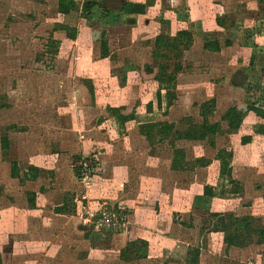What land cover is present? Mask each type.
I'll use <instances>...</instances> for the list:
<instances>
[{
    "label": "rangeland",
    "instance_id": "1",
    "mask_svg": "<svg viewBox=\"0 0 264 264\" xmlns=\"http://www.w3.org/2000/svg\"><path fill=\"white\" fill-rule=\"evenodd\" d=\"M85 1L74 0V8L69 13L63 14L58 11V4L66 0H0V245L1 233L5 234V240L18 241L21 244L26 241L41 242L42 238H49L48 234H39L37 222L27 219L28 223L22 227V220L18 221V230H6V226H3L1 232V189L6 186L8 193L13 190L20 191L13 188V182L6 174L5 164L13 160L18 161L21 169L28 168L30 162L39 164L38 172L47 179L52 177L46 182L49 186L60 190L71 189L72 192H77L79 200L86 201L81 204V208L93 210L89 207L97 203L94 210L98 213L103 209L121 206L127 221L126 227L121 231L129 227L132 219L136 222V218L131 217L130 208L124 200L126 197L136 200L135 198L141 193L140 180L132 169L134 167L131 166V171L126 177L121 173L118 175L110 172L109 168L112 167V158L116 154H118L116 159L122 161L120 166L123 169L130 165L125 163V154L121 155L111 150L112 146L143 141L137 132L126 137L118 136L121 131L117 119L110 114L105 104L118 105L122 112H126L127 109L124 108L129 105V101L138 96L133 107V114L137 118L136 109L143 111L144 101L159 88L157 77L174 75L175 85L170 87L171 92L175 94L174 106L169 118L175 122V131L180 133L186 126L202 121L206 102L213 98L214 91V96H219V99L214 102L209 120H218L221 123L223 121L219 116L221 117L226 107L235 104L239 110H245L249 102L247 96L252 93L257 97L264 95V79L255 75H251L246 80V76L238 74L235 80L239 81L237 84L243 86L236 90L222 88L220 85L216 88L212 87L213 79L218 81L226 76L233 77L235 70H242L239 66L245 68L243 62L239 65L241 60L239 58L237 61L238 57H231L230 60L234 64L225 63L224 69L220 64L226 53L222 57L209 58L212 65L208 69L212 78H208L204 74L207 63L200 62L205 57L199 56L198 43L192 47V50L184 49L179 54L176 49H165L161 51L162 56H153V46H150L153 43L152 35L160 30H165L166 33L169 31L160 23H142L141 16L138 17L139 22L136 25L121 26L119 24L123 20L119 12L110 13L109 24L113 25V28L107 35L109 55L102 59L97 41L102 26L98 25L99 22L96 20H89L83 15ZM151 1L155 6L151 8L149 14L158 19L165 17L166 20L171 19L172 23L167 24L171 32L179 27V23L176 24L171 17H184V4L193 2V0ZM195 1L208 18L217 15L215 19L220 20L222 24L221 30L218 31L220 38L232 34L240 41L243 38L244 46L251 47L255 46L258 35V38L262 37L258 40L264 45V19L258 20L264 17V0ZM116 2L119 5L123 0ZM209 6L212 8L210 12ZM155 17L151 20H155ZM118 21L119 24L115 25ZM57 23L75 27L76 40L69 38L64 29L56 28ZM90 23L99 28L91 30ZM184 24L181 23L182 26ZM211 24L213 23L210 22L209 27ZM133 25L135 27L131 28ZM174 64L180 66L176 72L173 68ZM130 66H135L141 71L144 67V71L150 74L149 77L145 74L147 79L153 81L148 83L146 92L138 82L129 80L130 83L126 84V80H121V68ZM246 68L248 69L249 65ZM221 74L224 77H221ZM90 77L89 82L95 87V91L91 90L88 84ZM160 113L155 111L150 115L144 114L140 119L155 121ZM261 122L251 114H244L240 122L242 124L240 130L238 127L224 126L216 137V145L212 147L202 142L192 145L189 144L190 142L179 141L172 135L166 140L155 141L156 145L150 153L162 151L163 158L167 159L172 145L176 143L183 144L189 154L191 150H195V154L189 155L192 157L191 164L196 163V159H193L196 154H201V158L205 157L209 162H214L218 169V178L216 175L213 178L216 182L215 188L221 191L222 180L234 179V177V180L241 181L244 185L243 188L238 182L243 193L227 195L223 200L218 201L229 207L223 213H234L240 217L252 216L254 219L252 223L264 229L262 202L264 125ZM133 125L136 124H128L131 132ZM251 130L254 131L253 138L250 143L244 145L240 137L243 132ZM5 135L8 139V148H1V137ZM220 149L224 150L222 159L216 157V152ZM113 154L114 156L109 158ZM87 155L95 157L97 166L92 175L93 183L82 184L75 173V161L80 156ZM144 156L145 152L140 151L137 159L142 161ZM211 157L213 158L210 160ZM67 164H70L68 167L70 166L72 175H68ZM138 170V173L149 172L143 176L144 179L147 178L143 180V184L149 186V199H151V195H156L159 191L157 178L162 175H157L156 171L147 167H139ZM166 172L168 174L167 169ZM120 179L122 180L119 182ZM170 181L173 182L174 179ZM171 182L164 181L160 185L166 190L161 204H155L157 201L147 202L144 207L140 204L141 208L146 210L144 215L138 213L142 217L139 225L146 223L148 227L141 235L145 241L137 237L136 240H132L136 244L125 249L127 256L125 258L120 256L124 261L111 257L105 264L109 262L110 264H184L181 259L182 252L186 245L194 246L195 242H198L202 248L201 264H264V241L257 243L256 233L245 237V243L241 246H227L220 237L222 232L213 224L217 217L211 214L214 211H210V200H202L204 203L193 200L189 203L187 196L189 193H186L185 184L179 191L178 187L171 185ZM112 192L114 199L111 198ZM139 198L141 199L138 197V200ZM20 210L21 208L18 212ZM56 222H59L58 218ZM156 226L164 231L155 230ZM71 229L73 233H70V229L66 231L69 235L68 243L75 244L81 240L79 248L82 247L83 234L78 230L76 222H73ZM92 229L97 230L94 227ZM102 236H97L95 240L100 243ZM124 238L119 234L111 237L112 242L108 243V240L105 248L114 255V251L119 248ZM146 238L156 242L157 239L161 240L165 242V246L170 247L158 249V246L152 243L147 246ZM142 242H146L147 247ZM78 244L77 242L73 246L77 247ZM77 249L72 250L75 252ZM144 250L145 256H139ZM38 256L35 255L33 258L38 259Z\"/></svg>",
    "mask_w": 264,
    "mask_h": 264
},
{
    "label": "crops",
    "instance_id": "2",
    "mask_svg": "<svg viewBox=\"0 0 264 264\" xmlns=\"http://www.w3.org/2000/svg\"><path fill=\"white\" fill-rule=\"evenodd\" d=\"M132 1H145V0H132ZM155 3H152L147 7L145 13L143 14H138L136 16V22L135 25L139 22L138 17L141 16L142 18V23L145 22H155V23H160L162 25H164L166 27V29H168L169 33H166L165 30L162 31H156L154 32V34L152 35L151 39L154 40V37L162 32L164 34H167L169 36H174L175 33L181 29H185L187 31H189L192 34V43L190 45L189 48L192 47L198 43V51H199V56L200 57H205V59H202L200 62L201 63H207V66L205 67V71L204 74L209 78H212L211 73L209 72L210 70L208 69V67L210 65H212L211 62H209V58H213L215 56H223L225 53V57L222 58L221 60V68H223L225 65V63H230L228 65L234 64V62H232L230 60L231 57H238L237 61L241 60V62H239V65H241V63L243 62L244 66H239L242 67L241 69H237L234 71V75L233 77L231 76H226L224 77V75L221 74V77L223 76L224 78H221L217 81V79H213L211 85L213 88L218 87V85H220L222 88L227 87V89H239V87L243 86L242 84H237L239 81L235 80V77L238 74H242L244 76H246V80L249 79V77L251 75H255L256 77L260 78V79H264V45L262 42H260L258 39L262 38L261 36L255 39V46H244V42H243V38L240 40H238V38L236 39L235 37H233V35L231 34V36H226L224 38H220L219 37V33L218 31L221 30L222 28V24L221 23H217V19H215V17L217 15H214L211 17H207V15L204 13L203 14V9L196 3L195 0H193V2L190 3H185L184 4V11H185V15L188 17L187 19H184V17H171L174 19V21L177 23H179V27L177 29H175L174 32H171V28L170 26H168V22L169 24L172 23V20H166L164 18H160L158 19L157 17H155L154 15H150L149 12L151 11V8H154ZM211 6H209V12L212 11L211 10ZM210 14V13H208ZM206 15V16H205ZM110 15L107 18L105 27H102L101 29L103 30V28L106 30V38L107 35L109 33V31H112L111 28H113V25L109 24L110 21ZM153 17H155V20H151ZM260 19H264V17H260L258 18V20ZM209 20V21H208ZM211 20V21H210ZM162 21V22H161ZM208 21V22H207ZM116 22V21H115ZM120 21H118L115 25H118ZM167 22V23H165ZM210 22L213 23L210 26ZM181 23H185L184 26L181 25ZM99 25V23H97ZM90 29H95V28H99L98 26H94L93 24L90 23ZM119 25H125L123 22H120ZM135 25L131 26L135 27ZM191 27V28H189ZM102 30H99V34ZM99 36V35H98ZM207 36V37H206ZM76 40V39H74ZM217 40L218 43L220 44V49L218 51H212V50H208L203 48L202 44L204 42H209V41H214ZM229 42V43H227ZM150 46H153L154 49V43H151ZM253 47H255L253 49ZM201 54V55H200ZM108 57V56H107ZM106 57H102V59H105ZM231 61V62H230ZM246 61V63L244 62ZM209 63V64H208ZM245 63V64H244ZM249 65V68L247 69L246 66ZM145 67V65H144ZM144 67L143 70L141 71L139 68H136L135 66H130L127 68H121V80L125 81L126 80V84L130 83L129 80H131V82H138V84H140L139 86L142 85V89H146L148 87V83H152L153 81H150L149 79H147V77L145 76V74L148 75V77L150 76V74H148V71H144ZM224 69V68H223ZM239 70H241V72H238ZM212 71V70H211ZM171 75V74H169ZM165 76V75H164ZM91 79V77L88 79V84L92 86V84L89 82ZM94 79V78H93ZM156 81V80H155ZM159 87V86H158ZM143 89V91H144ZM159 89V88H158ZM157 89V90H158ZM92 90L95 91V87H92ZM155 90L153 92V95L146 99L143 103V111H139L138 109H136V111L138 112V116L136 118V115L133 114V107L135 104V100L138 96L135 97L134 100H130L129 105L126 106L124 109L126 110V112H122L121 108L118 105H111V104H105L108 109L110 107H115L119 109V113L117 114H113L110 110V114L115 117V119H117V124H118V128L121 131V134H119L118 136H130L132 133H136L142 138L141 143H121V144H117L115 146H112L111 150H115L116 152H118L119 154L122 155L125 154L126 156V161L125 163H129L130 165L125 166V168L123 169L122 166H120V163H122L121 160H117L116 157L118 156V154L114 156L110 155L109 158H112V167L109 168L110 172L113 173H118V175H125L128 176L129 172L131 171V166L134 167L132 168L135 171V176L137 177L138 180H140L139 183V190L141 191V193L134 199H129L130 197H126V202L127 205L130 208V214L132 218H136V222H134V220L132 219L130 225L128 228H126L124 231H116V230H108V229H99L98 230H93V225L90 223V221L88 219H85V215L83 212H85L87 209L85 208H81V204H84L86 201H84V199H78V194L77 192H72L71 189L68 191V188H62L63 190L60 189H55L51 186H49L46 182L48 181V179H52V177L50 178H45L44 176H42L39 172H36V177L32 178V179H28L24 176V172H27V168H20V164L18 163L17 160H13L14 162L17 163L18 166V172H19V177H11L10 176V162H7L5 164L6 167V174L9 180H11L13 183V188L14 189H19L20 191H10L9 193L7 192L6 186H3V189H1V232L3 229V226H6L5 229L6 230H18L19 229V225H18V221L22 220V224L21 227L24 224H27V221H32V222H37V229L39 230V234L41 235H46L48 234L49 238H42L43 241H39V242H28L26 241L25 243L21 244L18 241H13V240H5L3 233H1V245H0V260H1V264H105L109 259H111V257L113 258H117L120 259L122 261H124V259H121L120 257V250L122 248L125 247V245L132 240H136L137 237H141L143 238L141 235L143 234V231L145 229H147L148 227L146 226L147 224H141V219L142 217H140V215H138V213H141L142 215H144V211H146L144 208H141L140 204L144 207L147 202H154L157 201V203L155 204H161V200L163 198V195L165 194L166 190L163 189L160 185L162 184V182H171V179H174L173 182H171V185H173L174 187H178L179 191H180V187L183 186L185 184L186 186V193H189L188 198H189V203L193 202V200H195V202H202L204 203V201L202 200H210L209 205L211 206L210 211H214V212H224V210L229 209V207H226L225 203H219L218 201L223 200L224 196L227 195H238L240 193H243V189H241V191L238 192H225L224 194H220V190H218V188H215L216 182L213 180V178L215 177L214 175L217 176L218 178V169L215 166V163L210 161L208 162L206 165H199L197 163H193L191 164V159L192 157H189V155L195 154L194 151L195 150H191L190 154L189 152L184 148L183 144H176L174 143L172 145L171 148V152L169 153V155L167 156V159L163 158L162 156V151H156V153H150V150L153 149L154 145L156 144H150L149 141L139 132V123L141 122H147L150 120H143L140 119L142 118L141 116H143L144 114L146 115H150L153 114L155 111H160L161 113L159 114V116L154 119L156 120H161V121H167V122H173L172 120H170L169 118V113L171 112L172 107L174 106V100H172V104L169 105V107L166 108V94H165V89L164 88H160V99H159V104L157 103V95H156V91ZM215 93V91H214ZM213 93V99L216 101H218L219 96H214ZM252 92L250 91V94ZM212 97V96H211ZM264 103V95L262 96H255V93H252L250 96H247V101L252 102L254 100H258ZM177 100H175L176 102ZM246 101V102H247ZM133 102V103H132ZM150 102L151 103V108L150 110H147L146 108V104ZM249 102H247L249 104ZM247 104V105H248ZM158 106V107H157ZM233 106H236L235 104H233ZM230 107V106H229ZM228 107H226L223 111L222 114L224 113V111L227 109ZM238 108V107H237ZM239 109V108H238ZM142 115H141V114ZM132 114L133 118L126 120L123 124L120 123V119H121V115H129ZM221 114V115H222ZM244 114H248V115H252L253 118L257 119V120H261L264 125V118L260 117L258 115H256L254 112L252 111H246ZM244 116V115H243ZM209 118V117H208ZM220 118V116H219ZM252 118V117H251ZM136 124L133 125L132 127V132L130 131L128 124ZM175 123V122H173ZM221 130L223 129L224 126H227L225 121H223V123H221ZM242 124L239 125L238 130H240ZM135 126V127H134ZM255 128V127H254ZM251 129V127H250ZM125 130V132L123 131ZM252 130H253V126H252ZM250 131V132H243L242 136H250L249 141H247L246 143H243L244 145L247 143H250V141L253 138L254 135V131ZM255 130V129H254ZM123 131V132H122ZM135 131V132H134ZM217 135L214 137V142L217 140ZM264 135V133H263ZM241 137H240V141H241ZM119 138V137H118ZM167 139V138H166ZM166 139H161V141L166 140ZM179 141H185V142H190L189 144L194 145L195 143L198 142H202L205 143L206 146L212 147L209 145V143L207 142V140H200V139H196V140H187V139H178ZM216 145V142H215ZM139 146H141L139 149ZM175 147H181L184 150V157L181 161L182 165H183V171L182 169H173L171 168V161H172V157H173V149ZM8 148V147H7ZM114 151V153H115ZM140 151L145 152V156L144 159L138 160L137 159V155L139 154ZM133 153H136V155H132ZM128 154V155H127ZM143 155V153H142ZM79 156V155H78ZM191 156V155H190ZM128 157V158H127ZM201 154H196L195 158H201ZM151 158L155 159V160H151ZM205 158V157H204ZM213 157L210 158V160ZM207 159V158H205ZM165 163V165H164ZM150 164H153V166H150ZM34 166L36 168H39V164L37 163H33L30 162L29 166ZM67 164V168H68V175H72V170L70 168V166L68 167ZM65 166V167H66ZM215 166V167H214ZM139 167H143V168H148L149 170H154L156 171L157 175H162L160 176V178L157 180H159V191L157 192V194H153L151 195V199H149V186L143 184V180H146L147 178L144 179V175L149 174V172L146 171H141L140 173H138V169ZM165 167V168H164ZM189 167V168H186ZM166 169L168 170V174L166 172ZM129 170V171H128ZM161 170V172H160ZM162 170H164V172L162 173ZM120 171V172H119ZM29 174L33 173V171L28 172ZM186 173H189L188 175ZM187 176V177H186ZM120 177V176H119ZM118 177V179H119ZM178 177V178H176ZM56 178V177H54ZM167 179V180H164ZM180 179V181L178 180ZM185 179V180H184ZM235 179V177H234ZM122 179L118 180L119 182ZM124 180V178H123ZM75 181H77V179H75ZM181 181L183 182V184L181 185ZM223 182L221 183V187L222 188H228L229 184L227 182V179L222 180ZM239 182V181H238ZM2 183V181H1ZM243 188L244 185L242 184V182H239ZM52 185V184H51ZM118 185V184H117ZM209 186L212 188L213 191L211 192H206L205 187ZM142 187V188H141ZM76 191H78L76 189ZM182 191V190H181ZM114 192H112V196L111 198L114 199ZM144 196V197H143ZM138 197H141V199ZM173 198V197H172ZM216 200V201H215ZM263 204H264V199H262ZM19 201H21V203H19ZM84 202V203H83ZM31 203H33V205H31ZM21 204V205H20ZM92 205V204H91ZM95 206H91L89 208H93L96 209L97 207V203H94ZM19 208H21V210L18 212ZM81 213H83V216L81 215ZM137 215V216H136ZM21 216V217H20ZM23 216L25 218H23ZM239 216V215H238ZM58 218L59 222H56ZM27 219V221H26ZM73 222H76L77 224V228L78 230L83 234L82 238H83V243L81 244L82 247L79 248L80 246V242L81 240H78L77 242L79 243L77 245V247L73 246L75 244H77V242L75 244L73 243H68L69 242V238L67 235V230L70 231V233L72 231V224ZM88 224V225H87ZM10 225V226H8ZM90 225V226H89ZM158 226H156L154 229L155 230H163L162 228H157ZM106 232V233H103ZM122 235L125 238L123 239V242H121L119 248L114 251V255H112L113 253H110V251L108 249L105 248V246H107L106 242L109 240L108 243H111V237H115ZM67 235V236H66ZM103 235V236H102ZM223 234L221 233V239L223 238L222 236ZM97 236H102L103 239L100 241V243L95 240ZM3 239V240H2ZM143 240L145 241V238H143ZM147 240V238H146ZM223 241V239H222ZM74 242V241H73ZM147 246L148 244H156L158 246V249H167L170 246H165V242L158 240L157 242L156 240H147ZM35 243V244H33ZM99 243V244H96ZM102 243V244H101ZM196 245L195 246H199L200 248V252H199V257H198V264L200 263V258H201V254H202V248L201 245L198 244V242H195ZM106 244V245H105ZM62 246H66V247H62ZM68 247V248H67ZM172 247V246H171ZM187 247L188 245H186V247L184 248L183 252H182V256L181 259L184 261L185 256H186V251H187ZM229 247H236V246H229ZM66 250H63V249ZM72 248L73 250L78 248L75 252L70 249ZM41 249V250H40ZM72 252H71V251ZM78 251V252H77ZM80 252V253H79ZM71 253H75V254H71ZM77 253H79L77 255ZM35 255H39L38 259L33 258V256ZM159 257V256H158ZM125 258V257H122ZM157 258V257H156ZM105 259V260H104ZM104 260V262H103ZM127 261V260H126ZM110 264V262H109Z\"/></svg>",
    "mask_w": 264,
    "mask_h": 264
},
{
    "label": "trees",
    "instance_id": "3",
    "mask_svg": "<svg viewBox=\"0 0 264 264\" xmlns=\"http://www.w3.org/2000/svg\"><path fill=\"white\" fill-rule=\"evenodd\" d=\"M152 3L151 0L145 1H132V0H123L119 5L116 0H86L84 2V16L89 20H96L102 27H105L108 16L111 12H119L120 17H122L123 23L125 25H132L136 22V16L138 14L145 13L147 7ZM74 8V0H66L64 3L58 4V11L67 14ZM188 17L185 15L184 19ZM162 22V21H161ZM217 22L221 23L220 20ZM167 23V22H165ZM56 28L64 29L65 33L69 38L74 39L76 37L77 29L75 27L70 26L69 24H55ZM99 44V55L100 57H107L109 55V47L106 38V30L100 32L98 37ZM154 49L152 50V55L155 57L162 56V50L171 49L177 51V54L181 53L182 50L188 49L192 43V34L185 30L181 29L175 33L174 36H169L162 32L158 33L153 40ZM229 43V42H227ZM203 48L218 51L220 49V44L217 40L204 42L202 44ZM255 47H253L254 49ZM264 57V54H263ZM173 68L176 71L180 69L178 64H174ZM238 72H241L239 70ZM157 81L159 82V89L156 91L157 95V103L159 104L160 99V88L165 89L166 94V108L172 104V100L175 96L173 92H171L172 86L175 85V76H161L157 77ZM90 89L92 90V86L90 85ZM215 100L210 98L206 102V106L203 113V118L200 123L190 124L186 126L180 133L175 131V125L173 122L167 121H147L141 122L139 124L140 133L149 141V143L155 144V141H159L161 139H166L174 135L177 139H187V140H207L210 146H214V137L216 134L221 132V124L220 121H210L209 116L212 114V109L214 106ZM147 110H150L151 103L148 102L146 104ZM109 110L113 114L119 113V109L115 107H110ZM246 111H252L256 115L264 118V103L258 100H254L249 102L247 108L245 110H239L236 106L228 107L224 113L221 115L220 120L226 121L227 126L229 128H237L243 118V115ZM133 118L132 114L129 115H121L120 123L123 124L126 120ZM250 136H242L241 142L246 143L249 141ZM8 147V139L5 136L1 137V148ZM184 157V150L181 147H175L173 149V157L171 161V168L173 169H183V165L181 163ZM216 157L222 159L224 157V150H218L216 152ZM209 161L205 158H196V163L199 165H206ZM17 163L11 161L10 163V176L11 177H19ZM33 171V173L29 174L28 172ZM36 172H38V168L34 166H28L27 172H24V176L28 179H32L36 177ZM227 182L229 184L228 188H222L220 193L224 194L225 192H238L241 189L240 184L234 180L233 178H228ZM206 192L213 191L211 187L206 186ZM33 205V203H31ZM212 215L216 216L217 219L214 220L213 224L215 228L222 232L223 241L227 246H241L243 245L244 238L248 237L252 233H256L258 236L257 243H262L264 241V229L261 226H257L253 224L252 216H244L240 217L235 215L234 213H223V212H211ZM136 244L135 241H129L126 244V247L122 248L120 251V256H127L125 253L126 248L132 247ZM144 246H146V242H142ZM147 247V246H146ZM200 248L199 246H189L186 251V256L184 259V264H198ZM145 250L140 252L139 256H145ZM1 264V260H0Z\"/></svg>",
    "mask_w": 264,
    "mask_h": 264
},
{
    "label": "built area",
    "instance_id": "4",
    "mask_svg": "<svg viewBox=\"0 0 264 264\" xmlns=\"http://www.w3.org/2000/svg\"><path fill=\"white\" fill-rule=\"evenodd\" d=\"M75 173L77 174V179L82 184L93 183L92 175L93 171L97 166V160L95 157L91 156H80L78 160L75 161ZM94 209H87L84 213L85 219H88L92 222V225L95 229H108L121 231L126 227L127 221L125 215L123 214L124 210L121 206L113 207L111 209H103L100 212L96 213ZM83 213L81 215L83 216ZM92 220V221H91Z\"/></svg>",
    "mask_w": 264,
    "mask_h": 264
},
{
    "label": "flooded vegetation",
    "instance_id": "5",
    "mask_svg": "<svg viewBox=\"0 0 264 264\" xmlns=\"http://www.w3.org/2000/svg\"><path fill=\"white\" fill-rule=\"evenodd\" d=\"M189 49V48H188Z\"/></svg>",
    "mask_w": 264,
    "mask_h": 264
}]
</instances>
